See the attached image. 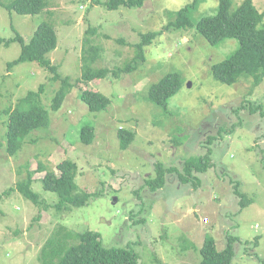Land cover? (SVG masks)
Returning <instances> with one entry per match:
<instances>
[{
  "label": "rangeland",
  "instance_id": "rangeland-1",
  "mask_svg": "<svg viewBox=\"0 0 264 264\" xmlns=\"http://www.w3.org/2000/svg\"><path fill=\"white\" fill-rule=\"evenodd\" d=\"M48 1L47 11L38 15L10 14L0 6V38L19 34L28 43L43 22L55 27L58 46L48 58L61 79L73 85L59 111H50L62 80L53 81L54 74L34 62L9 70L21 45H0V264H40L42 247L59 225L97 232L105 248L129 247L140 264H200L208 237L219 251L228 237L238 239L231 264H264V82L255 87L245 75L228 86L213 78L212 66L240 48L236 39L212 46L197 31L202 18L217 13L219 0H147L143 8L113 11L97 3L109 0ZM245 1L233 0L232 12ZM251 1L264 13V0ZM195 2L187 12L193 29L167 28ZM90 29L98 34L87 36ZM159 31L133 72L81 81L86 37L102 48L91 67L112 70L134 59V46L144 35ZM170 73L180 74L182 86L165 110L149 100V92ZM42 84L49 125L32 132L11 156L5 111ZM85 90L105 95L111 106L91 112L80 98ZM86 127L94 129L89 145L81 140ZM126 130L135 136L122 149L119 138ZM209 151L213 167L185 181V163ZM64 160L78 165L80 192L99 196L86 206L59 211V196L44 190L45 172L38 168L41 164L59 175L57 166ZM159 164L183 176L174 172L164 187L153 190L147 182L156 178ZM30 172L32 190L47 210L19 192L2 194Z\"/></svg>",
  "mask_w": 264,
  "mask_h": 264
},
{
  "label": "trees",
  "instance_id": "trees-1",
  "mask_svg": "<svg viewBox=\"0 0 264 264\" xmlns=\"http://www.w3.org/2000/svg\"><path fill=\"white\" fill-rule=\"evenodd\" d=\"M147 0H109L99 2L110 11L125 8H143ZM197 2V1H196ZM186 7L178 13L177 20L169 24L167 28L177 27L191 30L194 28L187 12L195 6ZM219 9L214 16L202 18L196 25L197 31L212 46H217L226 39H236L240 48L223 62L212 66L213 78L224 85L233 86L240 82V79L247 75L254 79V86L264 82V13L259 12L251 0H246L241 7L232 12L233 0H219ZM0 6L10 14L38 15L47 11L48 0H13L3 3ZM191 7V8H190ZM97 29L87 31V36H96ZM149 33L143 36L140 44L135 45L136 55L126 66L115 69H93L91 67L101 57L102 48L94 45L88 37L84 40L83 76L81 81L90 83L98 79H106L109 74L119 78L124 72L136 70V64L145 61L144 47L152 44L153 40L160 35ZM108 38V36H106ZM12 42L21 45V53L17 60L8 64L9 70L21 63L34 62L50 73L54 74L53 81L62 80V85L52 100L50 111L57 112L66 100L73 88L69 78L61 79L58 67L48 58L58 46V36L55 27L49 22H43L34 32L31 40L26 43L24 38L16 34L15 38H0V45L8 47ZM91 44V45H90ZM138 62V63H137ZM80 83V81H78ZM182 86V78L178 73L166 75L159 83L151 87L149 100L155 105L167 109L169 100L175 96ZM45 93V85H40L38 91H30L24 98L20 99L17 105L8 108L5 114L8 116L7 129L5 133L7 151L11 156L18 154L22 149L23 140L32 132L47 127L50 120V111L43 104L42 95ZM91 112H105L111 106V100L100 92L85 90L80 96ZM120 134L122 149H126L135 134L130 131H123ZM94 129L86 127L82 131L81 140L84 144H92ZM212 139V138H211ZM185 176L177 168H164L159 164L156 167L157 175L147 182L153 190L164 187L168 182V175L174 172L182 175L189 183V178H197V174H203L212 168L211 152L184 165ZM40 172H45L42 179L45 191L54 192L59 196V203L55 208L59 211L66 205L74 208L86 206L92 196H99L95 193L80 192L76 183L78 165L71 160H64L57 166L59 175L53 170H45L40 164ZM186 170V171H185ZM33 174L30 172L25 181L19 182L2 193L11 195L19 192L22 196L32 201L36 206L44 205L38 194L32 190ZM239 187L236 192L240 194ZM1 197V195H0ZM247 202V201H246ZM245 203V202H244ZM47 210L48 206L44 205ZM68 209V208H67ZM70 210V208H69ZM227 247L219 251L217 242L213 238H206L200 250L202 260L200 264H231L234 258L235 245L238 241L235 237H228ZM40 264H140L139 255L129 247L126 248H105L102 245L101 235L97 232H74L65 226L56 227L54 234L46 241L40 253Z\"/></svg>",
  "mask_w": 264,
  "mask_h": 264
}]
</instances>
